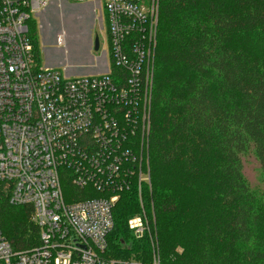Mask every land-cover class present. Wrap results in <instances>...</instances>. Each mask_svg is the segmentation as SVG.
Masks as SVG:
<instances>
[{
	"label": "trees",
	"instance_id": "obj_1",
	"mask_svg": "<svg viewBox=\"0 0 264 264\" xmlns=\"http://www.w3.org/2000/svg\"><path fill=\"white\" fill-rule=\"evenodd\" d=\"M25 24L38 65L31 15ZM147 106L149 184L140 202L134 185L118 193L105 255L149 261L147 235L126 224L143 213L158 264H264V190L243 174L253 157L264 189V0H156ZM30 215L0 200L16 251L38 243Z\"/></svg>",
	"mask_w": 264,
	"mask_h": 264
},
{
	"label": "built area",
	"instance_id": "obj_2",
	"mask_svg": "<svg viewBox=\"0 0 264 264\" xmlns=\"http://www.w3.org/2000/svg\"><path fill=\"white\" fill-rule=\"evenodd\" d=\"M101 1L108 66L68 76L37 65L27 36L26 19L50 0H0V200L28 206L38 229L37 245L19 251L0 231V264H158L105 255L118 193L134 185L140 202L149 184L156 0ZM126 224L143 234L139 216Z\"/></svg>",
	"mask_w": 264,
	"mask_h": 264
},
{
	"label": "rangeland",
	"instance_id": "obj_3",
	"mask_svg": "<svg viewBox=\"0 0 264 264\" xmlns=\"http://www.w3.org/2000/svg\"><path fill=\"white\" fill-rule=\"evenodd\" d=\"M32 19L36 29L33 40L40 67L54 68L63 75L66 67L74 68L76 74H67L68 76L99 74L105 71L109 57L101 0L86 4L70 0H50L38 14L33 12ZM62 34H65L66 44L65 41L56 42V37ZM78 34L80 38L77 37ZM94 35L98 38L97 50L93 49ZM95 57H100L102 66L97 65ZM244 160L243 174L249 186L257 192L264 190L255 159L249 156ZM134 216L140 217L144 226L142 235H147L152 247L149 261L153 256L158 259L156 239L151 230L153 223L143 213ZM132 235L134 236L133 233Z\"/></svg>",
	"mask_w": 264,
	"mask_h": 264
},
{
	"label": "crops",
	"instance_id": "obj_4",
	"mask_svg": "<svg viewBox=\"0 0 264 264\" xmlns=\"http://www.w3.org/2000/svg\"><path fill=\"white\" fill-rule=\"evenodd\" d=\"M10 1H14V0H10ZM38 13H39V11L37 12V14ZM61 36H62V43H64V41H65V34H62ZM77 37L80 38V35L78 34ZM65 44H66V41H65ZM95 62L97 63V65L102 66V61H101L100 57H95ZM75 71L76 70H74V68L66 67L65 68V71H64V74H66V75L67 74H76Z\"/></svg>",
	"mask_w": 264,
	"mask_h": 264
},
{
	"label": "water",
	"instance_id": "obj_5",
	"mask_svg": "<svg viewBox=\"0 0 264 264\" xmlns=\"http://www.w3.org/2000/svg\"><path fill=\"white\" fill-rule=\"evenodd\" d=\"M97 48H98V38H97V35H94V37H93V49L97 50Z\"/></svg>",
	"mask_w": 264,
	"mask_h": 264
}]
</instances>
